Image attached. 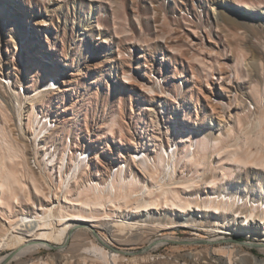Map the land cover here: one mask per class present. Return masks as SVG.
I'll list each match as a JSON object with an SVG mask.
<instances>
[{
	"label": "bare ground",
	"instance_id": "1",
	"mask_svg": "<svg viewBox=\"0 0 264 264\" xmlns=\"http://www.w3.org/2000/svg\"><path fill=\"white\" fill-rule=\"evenodd\" d=\"M236 2L248 6L247 0ZM221 4L224 13L215 17L216 22L224 17L238 24L241 23L238 17L252 32L264 23L262 15L237 13L224 0ZM211 8L219 9L214 5ZM260 32L264 38V31ZM40 51L46 59L43 49ZM231 55L232 52H228L226 57ZM263 60V50L254 45L231 67L239 77L227 83L229 69L219 70V89L228 98L233 91L235 104L225 115L220 112L222 98L212 90L211 96L202 95L210 109L209 131H198L196 122L182 129L179 120L165 119L162 112L170 106L157 97L162 94L157 95L152 86L133 78L131 69L124 70L122 83H134L136 88L150 95L143 110L157 126L147 134L146 140L124 142L123 138H118L116 141L121 145L113 148L110 142L115 141L113 134L117 128L113 121L108 126L110 135L96 137L105 138L102 141L106 146L102 144L97 149L88 139L87 145L82 146L74 143L67 147L60 142V147L53 151L49 148L51 144H47L53 128L47 127L46 120L41 121L38 106L50 95L72 91L74 78L60 77L61 83L51 92L56 76L41 79L28 69L31 81L37 83L31 85L30 91L20 94L15 90L18 73L9 65L6 69L0 65V113L4 120L0 122V264H71L76 258L70 260L73 255L90 252L96 254L101 264H141L149 260L152 249L172 237L165 235L137 252L115 248L113 241L141 237L154 228L187 227L202 231L209 234V237L201 236L210 246L228 233L244 234L258 241L264 252V97L256 100L260 103L255 111L243 112L244 100L248 101L245 94L251 97L257 90L264 94ZM114 62H117L115 58L108 59L111 66ZM73 72L65 74L75 75ZM213 74L211 71L212 78ZM192 77L196 75L193 73ZM193 87L200 90L196 84ZM61 109L66 110V106ZM13 113L23 133L26 128L22 124L26 123L29 130L39 134L37 142L34 141L38 150L32 158L34 165H30L28 157L27 136L16 140L7 126ZM80 115L81 110L71 109L62 122L68 124ZM159 121L164 123V129ZM171 123L175 124L173 128ZM118 131L122 136L123 130L119 127ZM167 167H171L169 173ZM166 174L168 179H165ZM237 245L241 247L238 249L244 259L241 260L264 264V260ZM3 249L8 250L3 253ZM43 249L49 251L40 256ZM213 249L229 255V260L209 264L240 263L231 261L233 250L226 246ZM86 258L88 262L86 256L81 260ZM154 264H195V258L190 255L182 262L175 258Z\"/></svg>",
	"mask_w": 264,
	"mask_h": 264
},
{
	"label": "rangeland",
	"instance_id": "2",
	"mask_svg": "<svg viewBox=\"0 0 264 264\" xmlns=\"http://www.w3.org/2000/svg\"><path fill=\"white\" fill-rule=\"evenodd\" d=\"M224 1L237 13L264 16L261 12L264 10V0H247L248 6L240 5L236 0ZM222 2L223 0H0V65L3 69L9 65L18 73L19 80L15 90L23 86L25 92L30 91L33 83H37L36 80L31 81L29 70L41 79L54 74L59 83L60 77L74 78L72 91L50 95L43 105L38 106L57 118L53 134L47 140V144H54L56 150L60 147V142L67 143L68 139L70 145L75 143L79 146L87 145L90 139L97 149H100L102 144L105 145L102 141L105 138L100 140L96 137L110 135L108 126L113 121L117 127L113 134L115 141L110 142L113 148L121 145L120 141H116L118 138H123L124 142L128 139L146 140L147 134L157 125L143 110V105L148 103L146 101L150 98L148 92L146 94L140 91L134 83H122L123 71L130 69L133 78L152 86L157 95L162 94L157 97L163 99L171 108L162 112L165 119L179 120L178 124L182 129L196 122L198 131H209L210 109L202 95L211 96L212 90L222 98L220 112L225 115L235 104L233 91L229 93L228 98L219 89V70L228 68L226 81L231 82L239 77L231 67L242 54L246 55L254 45L264 52V38L260 32L264 31V23L263 27L252 32L238 17L237 20L241 21L238 24H233L224 17L220 18V22H216L215 17H221L224 13L223 9H220ZM260 4L263 6H259ZM213 5L219 9L213 11ZM249 7L254 8L248 10ZM98 25L101 28H97ZM39 49H43L46 59ZM228 52H232L233 56L226 57ZM110 57L117 60L114 66L108 63ZM6 62L9 64L5 65ZM57 68L59 71H56ZM70 71L76 74H65ZM211 71L214 72V78L210 75ZM193 73L196 78L192 77ZM6 78L11 79L8 76ZM212 81L215 82L213 85ZM28 84L30 85L27 86ZM193 84L199 86L201 91L194 88ZM191 87L193 88L190 91ZM261 93V90H257L251 97L245 94L249 102L244 100L243 112L255 111L258 108L260 102L256 100L264 97ZM213 100H216V97H213ZM158 101L156 98L157 103ZM61 106H66V110H62ZM156 108L161 109L160 105ZM71 109L81 110V115L70 120L68 124L67 121L63 123V118ZM15 117L16 114L13 113L12 117L8 118L7 126L16 140L23 135L28 137V157L31 158L30 165H34L32 158L38 151L35 139H31L34 130H29L25 123L22 124L26 128L23 133L24 129L18 128L20 126ZM0 122H4L1 113ZM159 125L164 129L162 121H159ZM173 125L175 124L171 123V128ZM118 126L123 130L122 136ZM32 167L35 169V166ZM167 168L169 173L171 167ZM113 171L114 169L111 173ZM165 177L168 179V174ZM55 179H58V175ZM194 231L200 235L193 233ZM165 235H170L172 240L165 239L166 241L159 243V248L152 252L159 256L158 259L141 264L168 261L173 257L179 259L187 254L198 257L200 262L210 260L215 263H228L229 255L212 251L213 248L222 246L233 250L230 254L233 255L231 261L253 264L243 261L241 252H238L241 247L237 244L258 256L259 260H264V252L261 251L259 242L244 234L228 233L220 241H214V246H210L201 236L209 237V234L187 227L154 228L141 237L113 241V247L137 252L146 244ZM193 239L200 241L185 242ZM235 239L256 241L257 246H246L234 241ZM87 246L88 244H85V247ZM7 250L3 249L2 252ZM47 251L49 250L43 249L40 256H45ZM125 255L129 256L128 253ZM83 256L88 257V262L87 258L86 261L81 260ZM72 259L71 264H101L92 252L81 256L73 255L70 257V260Z\"/></svg>",
	"mask_w": 264,
	"mask_h": 264
},
{
	"label": "built area",
	"instance_id": "3",
	"mask_svg": "<svg viewBox=\"0 0 264 264\" xmlns=\"http://www.w3.org/2000/svg\"><path fill=\"white\" fill-rule=\"evenodd\" d=\"M55 81H56V84H53V88L52 89H50V91L52 92L57 86H58V84H60L59 83V81L57 80V78L55 77ZM51 82H53V81H51ZM8 83V82H7ZM20 94H24V92H25V89H24V87L22 86V87H19V89L17 90ZM54 92V91H53ZM42 105H43V103H42ZM40 116H42V118H41V121H47L46 123H47V127H49V128H53L54 129V127H55V125L57 124V118L55 117V115L54 114H52L51 112H48V111H46V110H44L43 111V109L41 108L40 109ZM34 137V138H33ZM38 137H39V134H37V131L35 130L34 131V133L32 132V136H31V139H35L36 140V142H37V140H38ZM28 138V137H27ZM28 141H29V139H27ZM66 143V142H65ZM67 147H69L70 146V139H68L67 140ZM55 149V145L53 144V146H51L50 147V150L51 151H53ZM33 159H34V157H33ZM33 161V160H32ZM159 247H156V248H154V249H152L149 253H150V256H149V260H154V259H158V255H154L152 252H154L155 250H157ZM190 255H192V257L193 258H195V264H209V262H212V263H215L214 261H210V260H203V261H199V259H198V257H194V255L193 254H187L186 256H183V257H181V258H176L177 260H180L181 262L183 261V258H185V257H189ZM164 256V255H163ZM163 256H161V257H163ZM175 259V257H173L172 258V260L171 259H169L168 261H173Z\"/></svg>",
	"mask_w": 264,
	"mask_h": 264
},
{
	"label": "water",
	"instance_id": "4",
	"mask_svg": "<svg viewBox=\"0 0 264 264\" xmlns=\"http://www.w3.org/2000/svg\"><path fill=\"white\" fill-rule=\"evenodd\" d=\"M198 241H200V240H186L185 242H187V243H195V242H198ZM234 241L239 242V243H241L243 245H246V246H250V247L257 246L256 243H253V242H250V241L238 240V239H235Z\"/></svg>",
	"mask_w": 264,
	"mask_h": 264
}]
</instances>
